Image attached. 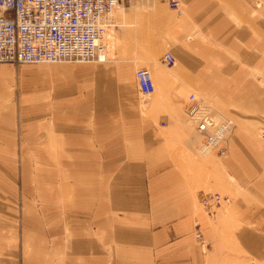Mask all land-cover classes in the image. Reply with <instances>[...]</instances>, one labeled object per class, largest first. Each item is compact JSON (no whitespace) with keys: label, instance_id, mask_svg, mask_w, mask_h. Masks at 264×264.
I'll return each mask as SVG.
<instances>
[{"label":"crops","instance_id":"obj_1","mask_svg":"<svg viewBox=\"0 0 264 264\" xmlns=\"http://www.w3.org/2000/svg\"><path fill=\"white\" fill-rule=\"evenodd\" d=\"M180 1L160 16L174 64H153L152 96L128 58L0 64V264H249L222 258L180 162L188 91L234 124L217 153L240 190L227 235L264 264V0Z\"/></svg>","mask_w":264,"mask_h":264},{"label":"built area","instance_id":"obj_2","mask_svg":"<svg viewBox=\"0 0 264 264\" xmlns=\"http://www.w3.org/2000/svg\"><path fill=\"white\" fill-rule=\"evenodd\" d=\"M127 0H0V63L42 64L63 62H104L103 33L109 11ZM169 9L181 14L180 0H164ZM162 62L174 64L166 52ZM135 77L139 93L154 92L150 72L137 68ZM185 112L202 137L201 149L226 153L234 124L231 120L216 122L207 105L194 93L188 95ZM264 141V130L260 132ZM226 197L204 193L200 202L208 214L221 206ZM197 239L200 235L196 234Z\"/></svg>","mask_w":264,"mask_h":264},{"label":"rangeland","instance_id":"obj_3","mask_svg":"<svg viewBox=\"0 0 264 264\" xmlns=\"http://www.w3.org/2000/svg\"><path fill=\"white\" fill-rule=\"evenodd\" d=\"M117 7L118 8H114V10H112V13L108 14L110 21L115 24V27H107V29H105L103 33V38L108 40L107 42L109 46L105 49V51L108 50V52L106 53V63H111L117 58H128L134 60L136 62L135 70L137 68L143 67L150 72L152 83L154 84L155 89V76L152 70L153 64L158 61V59L163 55L164 52L169 50L167 49V41L164 35V22L160 19V16L165 11H171L173 15L177 14L169 9L167 4L163 0H141V3H136L134 2V0H127ZM157 8H159V10L156 11ZM146 27L147 29H145ZM9 65L17 70L19 69V67L24 66L25 64ZM165 66L166 65H164L163 67ZM156 92L157 88L154 90L152 95H154ZM188 92L184 96L183 94H181L180 96V98L182 99L181 115L183 123L178 124L180 125L179 128L170 129L171 133H173L174 135H179L180 133V135L176 136L175 138V140L179 141L178 144L176 143V148L181 147L180 154L182 157L180 159V162L185 168V171L189 172L188 175L190 178H193L196 183H198L199 180L202 183V189L199 194L202 195L204 193L211 192L218 193L219 195L227 198V201H224L221 206L216 208L210 214H208L202 207L200 199L198 198L200 210H202L207 216L209 222L215 229L217 237L219 236L221 238V243H224L225 245L226 256L224 255L222 256V258H228L227 261L232 263L257 264V262L255 261H248L244 256L241 255L238 250L234 249V247H232V245L230 244L227 235L231 230V224L227 220L228 206L234 199V197L239 194L240 190L233 179L228 177L229 175L224 172L223 168H221L220 158L222 156H219L216 152L210 153L205 156H202L198 153L197 150L202 143V137L196 131L195 126L192 122H188L187 124L188 118L185 113V107L187 103V97L189 94H191H188ZM204 104L207 105V107H209V109H211L214 115H216L218 118H230L223 110L217 108L215 104L207 100H204ZM234 129L235 128H233L232 132L230 133L225 154H227L228 152L229 141L232 137ZM183 132L185 133V135L183 134ZM260 132L258 133V138L262 140V138L260 137ZM186 138L192 140V145L195 148V152L197 151L196 157L195 155H193L192 151H189L188 148L180 143L181 140L184 141ZM199 161L202 162L200 163ZM196 189L198 190V188ZM203 249H205L206 253L208 254L207 249Z\"/></svg>","mask_w":264,"mask_h":264},{"label":"bare ground","instance_id":"obj_4","mask_svg":"<svg viewBox=\"0 0 264 264\" xmlns=\"http://www.w3.org/2000/svg\"><path fill=\"white\" fill-rule=\"evenodd\" d=\"M120 4H118V5H116L115 7H113V9L112 10H114V8L116 9V8H118L117 6H119ZM112 10L111 11H109V13H112ZM102 23H103V25L105 26V29H107V27H108V25H107V20H105V19H103L102 20ZM112 26V24L110 25V27ZM108 40H106V39H104L103 38V43H104V54H103V56L102 57H104V59H105V61L107 60V56H106V51H108V50H106L105 51V49L106 48H108L109 46H108V42H107ZM107 42V43H106ZM104 61V62H105ZM42 64H48V63H42ZM154 85V84H153ZM155 90V89H154ZM194 95L195 96H197V98L199 99V97H198V95L197 94H195L194 93ZM201 100V99H200ZM187 102H188V97H187ZM211 105V104H210ZM208 111H209V113L213 116V119L216 121V122H219V121H222V120H228L229 118H225V119H219L216 115H214V113L211 111V109H209V107H208ZM186 113V112H185ZM187 116V115H186ZM188 118V122H192V120L191 119H189V117H187ZM229 120H231V119H229ZM232 121V120H231ZM193 123V122H192ZM193 125L195 126V124L193 123ZM196 129V128H195ZM197 131V130H196ZM201 136V135H200ZM198 153L200 154V155H202V156H205V155H208V154H210V153H214V152H216L217 153V150H206V151H202V149H201V145L198 147ZM221 196V195H220ZM227 199V198H226ZM225 201H227V200H225ZM224 202V201H223ZM222 202V203H223ZM202 205V204H201ZM203 207V206H202ZM204 208V207H203Z\"/></svg>","mask_w":264,"mask_h":264}]
</instances>
